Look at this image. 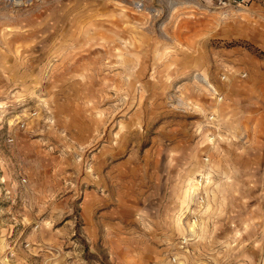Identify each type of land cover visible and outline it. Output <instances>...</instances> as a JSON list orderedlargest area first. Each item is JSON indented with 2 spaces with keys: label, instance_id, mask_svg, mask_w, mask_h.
<instances>
[{
  "label": "rangeland",
  "instance_id": "obj_1",
  "mask_svg": "<svg viewBox=\"0 0 264 264\" xmlns=\"http://www.w3.org/2000/svg\"><path fill=\"white\" fill-rule=\"evenodd\" d=\"M134 1L0 0V264H114L79 214L90 192L128 193L113 190L125 160L179 162L178 180H145L148 205L172 192L178 209L147 264H264V117L218 136L170 80L223 11L181 0L156 17Z\"/></svg>",
  "mask_w": 264,
  "mask_h": 264
},
{
  "label": "crops",
  "instance_id": "obj_2",
  "mask_svg": "<svg viewBox=\"0 0 264 264\" xmlns=\"http://www.w3.org/2000/svg\"><path fill=\"white\" fill-rule=\"evenodd\" d=\"M214 20L201 59L170 66L171 85L176 87L177 100L191 109L190 122L195 125L216 114L214 134L239 136L243 134V115L264 117V7L253 5ZM119 166L126 169L122 177L127 183H117L113 190L124 188L128 193L119 197L86 194L79 214L80 231L91 247L100 245L114 264L160 260L164 234L178 229V209L173 208L177 195L170 192L164 203L155 205L148 200L153 204L148 205L146 198L152 190L145 180L155 179L152 169L166 167L171 173L176 171L178 180L179 162L125 160ZM37 247L50 249L41 243ZM37 247L34 250H41Z\"/></svg>",
  "mask_w": 264,
  "mask_h": 264
},
{
  "label": "built area",
  "instance_id": "obj_3",
  "mask_svg": "<svg viewBox=\"0 0 264 264\" xmlns=\"http://www.w3.org/2000/svg\"><path fill=\"white\" fill-rule=\"evenodd\" d=\"M155 6L149 9L154 16L159 17L162 14V10L159 9V5H163L168 11H170L175 5L180 3L181 0H151ZM192 3L205 6L211 11H223L224 16L231 12L247 11L253 5H260L264 7V0H191ZM157 5V6H156ZM134 8L137 12L147 11L146 0L134 1Z\"/></svg>",
  "mask_w": 264,
  "mask_h": 264
},
{
  "label": "bare ground",
  "instance_id": "obj_4",
  "mask_svg": "<svg viewBox=\"0 0 264 264\" xmlns=\"http://www.w3.org/2000/svg\"><path fill=\"white\" fill-rule=\"evenodd\" d=\"M224 19H225V16H224Z\"/></svg>",
  "mask_w": 264,
  "mask_h": 264
}]
</instances>
